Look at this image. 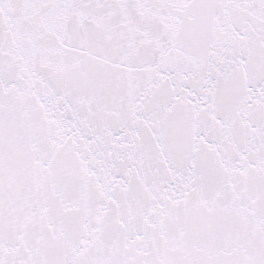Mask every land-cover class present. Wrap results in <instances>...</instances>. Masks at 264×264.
Returning a JSON list of instances; mask_svg holds the SVG:
<instances>
[{"label":"snow or ice","instance_id":"6c2138e0","mask_svg":"<svg viewBox=\"0 0 264 264\" xmlns=\"http://www.w3.org/2000/svg\"><path fill=\"white\" fill-rule=\"evenodd\" d=\"M0 264H264V0H0Z\"/></svg>","mask_w":264,"mask_h":264}]
</instances>
